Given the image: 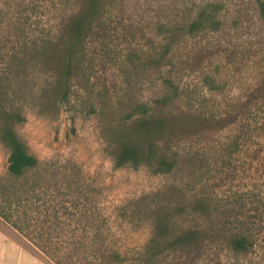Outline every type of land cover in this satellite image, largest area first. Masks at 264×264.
<instances>
[{"label": "rangeland", "instance_id": "rangeland-1", "mask_svg": "<svg viewBox=\"0 0 264 264\" xmlns=\"http://www.w3.org/2000/svg\"><path fill=\"white\" fill-rule=\"evenodd\" d=\"M118 1L85 44L83 68L73 73L68 99L57 84L61 62L56 57L28 55L26 78L34 86V95L16 132L29 152L48 165V173L55 174L50 184L70 182L88 196L91 205H100L112 247L123 255L132 256L145 245L151 235L153 210L195 196L210 199L216 209L214 217L208 223L182 221V226H217L223 228L218 234L227 236L236 223L251 220L256 208L264 204V199L257 201L260 191L264 196V160L256 159L251 151L230 152L227 146L236 124L221 127L224 120L219 116L217 122L177 128L174 146L184 154L179 168L171 173H154L147 166L114 167L110 144L114 124L138 102L150 99L159 82L154 69H132L127 57L135 53L142 62L157 52L161 37L156 24L176 13L171 0L161 4ZM66 14L62 0H0L1 77H11L18 46L61 35ZM248 14L252 11L241 16L237 28L231 26L230 14L221 32L189 38L175 53L189 89L203 91L201 72L221 69L228 91L213 96L220 107L232 94L247 95L259 88L264 96V23L248 19ZM45 80L49 85L43 90ZM178 104L176 109H183ZM7 157V148L0 144V177L5 175ZM0 228L18 244L19 255L24 252L34 260L18 258L4 244L2 264H50L1 219ZM224 238L197 251L171 253L162 264H264V247L235 258L227 251Z\"/></svg>", "mask_w": 264, "mask_h": 264}, {"label": "trees", "instance_id": "trees-1", "mask_svg": "<svg viewBox=\"0 0 264 264\" xmlns=\"http://www.w3.org/2000/svg\"><path fill=\"white\" fill-rule=\"evenodd\" d=\"M150 1L161 4L165 0ZM118 2L62 0L67 10L63 33L18 46L10 68L11 77L0 75V144L8 150L6 172L0 177V219L50 264H162L171 253L197 251L219 243L222 237L233 257L253 254L264 247V204L256 208L251 220L236 223L227 236L218 234L223 228L217 226H182V221L208 223L213 219L215 206L205 196L157 207L151 214V235L145 245L132 256L121 254L112 247L100 205H91L88 196L76 191L70 182L64 186L57 182L50 184L55 174L48 173V165L30 153L17 134L15 127L26 119L27 103L34 95V86L26 78L30 68L28 55L56 57L61 62L57 84L68 99L73 73L83 68L85 44ZM170 3L176 13L172 19L159 20L156 24L157 35L161 37L159 50L142 62L135 53L127 57L132 69H154L159 82L150 99L138 102L114 124L110 142L114 167L147 166L154 173H171L179 168L184 154L174 146L177 128L202 121L217 122L219 116L224 120V124H219L221 127L236 124L227 143L229 151H251L256 159L263 161L261 89L247 95L232 94L220 107L213 96L228 91L221 69L201 72L199 82L203 91L189 89L177 68L175 53L189 38L221 32L230 14L234 28L241 26L240 18L248 11H252L248 19L263 24L264 0H171ZM48 85L45 80L43 90ZM178 103L183 109H176ZM257 197L262 203V191Z\"/></svg>", "mask_w": 264, "mask_h": 264}, {"label": "crops", "instance_id": "crops-1", "mask_svg": "<svg viewBox=\"0 0 264 264\" xmlns=\"http://www.w3.org/2000/svg\"><path fill=\"white\" fill-rule=\"evenodd\" d=\"M4 244H6V246H8L12 250V252L16 256H18V258H20V259L24 258V259L32 260V262H34V260L32 259L33 257L32 258H28V255L25 254L24 252L19 255V253H18V244L16 242L12 241L11 238L7 237L4 234V232L2 231V229L0 228V264H2V258H3L2 257V248H3L2 246Z\"/></svg>", "mask_w": 264, "mask_h": 264}]
</instances>
